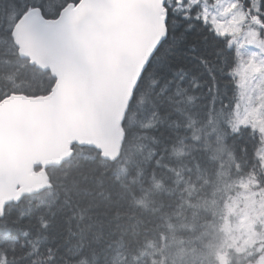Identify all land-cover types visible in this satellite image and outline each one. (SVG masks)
I'll return each instance as SVG.
<instances>
[{
	"label": "snow or ice",
	"instance_id": "1",
	"mask_svg": "<svg viewBox=\"0 0 264 264\" xmlns=\"http://www.w3.org/2000/svg\"><path fill=\"white\" fill-rule=\"evenodd\" d=\"M0 264H264V0H0Z\"/></svg>",
	"mask_w": 264,
	"mask_h": 264
}]
</instances>
